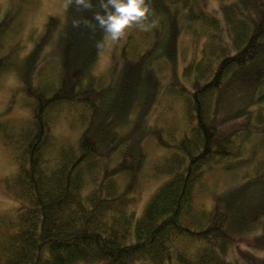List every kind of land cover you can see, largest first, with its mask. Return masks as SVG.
Masks as SVG:
<instances>
[{
	"label": "trees",
	"instance_id": "16d2710c",
	"mask_svg": "<svg viewBox=\"0 0 264 264\" xmlns=\"http://www.w3.org/2000/svg\"><path fill=\"white\" fill-rule=\"evenodd\" d=\"M199 1L152 0L156 14L164 17L160 24L168 23L162 54L156 52L161 25L141 31L139 38L133 29L121 48L124 66L141 71L134 79L149 77L141 100L151 101L159 76L150 63L173 54L179 27L174 24L184 21L212 44L204 43L199 59L188 61L182 76L173 73L168 81L184 106L159 138L160 132L150 133L131 117L136 92L119 95L116 104L100 101L109 89L104 76L117 74H95L100 53L95 43L103 32L72 26L74 18L92 19L97 9L71 12L61 31V77L49 79L39 71L28 124L14 128L0 121L4 144L17 159L16 170L4 180L15 212L0 215V264H246L230 256L236 249L264 264L256 253L264 246V168L244 183L240 172L225 187L211 188L209 207L196 199L206 169H231L246 160L245 154L253 159L256 148H264V0L222 5L235 45L232 54L219 41L217 18ZM58 20L51 15L46 28ZM5 26L0 28V72L14 66L27 76L35 57L27 55L18 65ZM64 94L72 99L71 108L75 103L81 111L77 138L69 144L60 140L53 120ZM146 134L160 140L167 156L157 167L159 186L138 216L130 207L145 179L141 136Z\"/></svg>",
	"mask_w": 264,
	"mask_h": 264
},
{
	"label": "rangeland",
	"instance_id": "374dc122",
	"mask_svg": "<svg viewBox=\"0 0 264 264\" xmlns=\"http://www.w3.org/2000/svg\"><path fill=\"white\" fill-rule=\"evenodd\" d=\"M237 0H201L197 5L217 18L219 23L218 33L219 41L225 47L228 54L235 51V45L232 38L231 29L228 21L224 17L222 5L224 3H233ZM64 0H0V28L5 26V36L9 39L7 46L15 47L18 52V65L23 66L24 58L27 55L35 57L33 64L27 66L28 75L24 76L18 68L9 66L0 72V121L7 120L8 124L14 128L28 124L33 116V101L34 94L38 91L40 80L37 74L39 71L45 74L46 77L57 78L61 63V31L64 24L69 19L71 12L75 7L65 10L63 7ZM20 7V13L12 19L11 15H15L16 8ZM51 15L58 16V24L53 27L46 28V23ZM8 17V19L5 18ZM164 17H160V21ZM164 31L158 36L156 52L162 54L164 43L166 40V30L168 29L167 21L160 24ZM179 26L174 32L173 39V54L168 59L158 58L153 63L154 71L159 76L158 90L156 99L152 98L141 100L145 94L140 95V91L144 89L145 83L149 77L141 80L134 79V73L131 67H125L122 62L123 57L120 56L121 48L125 41L123 38L118 43L109 42L103 51H100L95 64V74L97 72H108L110 70L117 72L116 75H105V85L109 87L106 95L100 100L107 101L110 105L117 103L119 95L135 94L137 95L132 102L131 117L137 123H140L153 132H160L155 135L158 138L163 135L165 127L176 120L183 112L184 102L181 96L171 92L172 82H168L173 73L181 75L184 65L193 58L199 59L202 55V49L208 44L211 46L210 40L207 42L205 35L195 36L188 25L180 20ZM133 31L129 29L128 32ZM127 32V33H128ZM140 30L136 33L132 32L139 38ZM225 52V53H226ZM121 65V69H120ZM123 65V66H122ZM112 67L118 68L113 70ZM2 70V68H1ZM111 72V71H110ZM130 77V80H129ZM60 82V80H59ZM85 83V82H84ZM48 95V94H47ZM104 112L108 108L106 104H101ZM251 108H256L257 105L250 103ZM56 116L53 115V120L56 123L55 130L60 136V140L69 144L77 138V131L80 129L76 124L79 122L81 111L76 108H69L65 105H57L55 109ZM68 116V118H67ZM69 116L70 122H69ZM238 128H243L244 125L237 123ZM126 128H131L126 127ZM142 144L145 145L144 152L147 154L146 160L143 163L144 174L143 186L135 193V200L131 203V209L135 210L139 216L144 212V209L152 197L153 193L159 186L157 180V167L165 159L167 153L160 144V140H155L151 134L142 135ZM5 142L0 135V215L5 213L15 212V201L12 195L5 190L4 180L11 175L17 168V159L12 156L13 150L5 146ZM255 145H258L255 143ZM256 157L249 158L245 154L246 160L236 164L231 169L214 166L206 169L204 182L197 193V202L202 206L209 207L213 204L211 193L212 189H220L225 187L232 179L239 177L245 173L242 178L243 183L254 177L255 172L264 168V148L257 147ZM233 185V184H232ZM231 185V186H232ZM247 235V237H252ZM263 242V240H261ZM254 243V242H253ZM250 244L242 246L245 250L249 249ZM234 250V249H231ZM256 253L259 257L264 258V246L261 244ZM234 259H243L246 264H256L261 261L260 258L253 260L250 256L244 255L243 251L235 250L231 253ZM85 264V263H79Z\"/></svg>",
	"mask_w": 264,
	"mask_h": 264
},
{
	"label": "clouds",
	"instance_id": "9594fccd",
	"mask_svg": "<svg viewBox=\"0 0 264 264\" xmlns=\"http://www.w3.org/2000/svg\"><path fill=\"white\" fill-rule=\"evenodd\" d=\"M65 10L75 7L77 11H91L93 18H74L72 26H81L93 32L99 28L103 32L95 47L98 52L103 51L109 42L118 43L126 37L129 29L151 31L160 25V17L153 8L152 0H64Z\"/></svg>",
	"mask_w": 264,
	"mask_h": 264
},
{
	"label": "bare ground",
	"instance_id": "6f19581e",
	"mask_svg": "<svg viewBox=\"0 0 264 264\" xmlns=\"http://www.w3.org/2000/svg\"><path fill=\"white\" fill-rule=\"evenodd\" d=\"M132 70H133V73L135 74V75H141V71H139L137 68H132ZM52 86H48L47 88H46V91L47 92H49V90H50V88H51ZM144 90H142V91H140V93H142V94H144ZM61 97V96H60ZM60 97H59V99H60ZM251 100H253V98H250ZM63 101H62V103H61V105H65V106H67V107H69V108H71V106H72V104H70L71 102H72V99L70 100V99H67L66 98V95L64 94L63 95V99H62ZM34 102H36V101H33V103ZM75 104V103H74ZM163 133H165L166 132V129H164L163 131H162ZM204 136H205V133H203V132H201Z\"/></svg>",
	"mask_w": 264,
	"mask_h": 264
}]
</instances>
